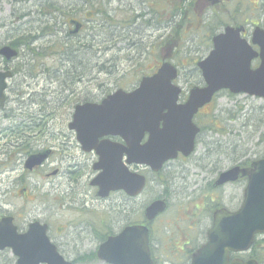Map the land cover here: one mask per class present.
Segmentation results:
<instances>
[{"label": "rangeland", "instance_id": "rangeland-1", "mask_svg": "<svg viewBox=\"0 0 264 264\" xmlns=\"http://www.w3.org/2000/svg\"><path fill=\"white\" fill-rule=\"evenodd\" d=\"M0 1V45L15 39L21 32L35 37L29 45L21 41L18 58L8 64L10 68L19 70L14 71L7 81V99L3 109L7 117H2L3 111H0V216L10 210L21 209L31 217L39 213L40 218H45L44 214L56 203L58 216L54 221L53 218L49 221L66 222L74 217L73 210L65 205L70 193H65L64 186L70 183L69 179L63 175L58 178L57 181L62 184L56 190L52 188V177L44 176L51 168L43 169L25 178L23 184L27 191L21 190L18 177L23 173L22 163L18 160L20 157L14 160L6 155V139L2 137L6 129L19 123H67L73 101H96L117 88L130 90L137 85L142 75L152 72L154 64H160V57L167 54V42L171 44L169 58L180 71L176 83L183 92H187L192 86L202 83L195 63L211 48V28H214L218 17L213 16L211 10H206L205 0H109L102 5L110 16L109 20L93 15L86 21L82 11L77 13L84 24L79 38L85 47L79 54H74L72 50L75 44L65 38L54 16L58 15L60 22L67 21V14L72 13L73 8L76 12L82 0ZM238 2L245 8L244 16L250 22L264 27V8H260L264 0H229L226 7L232 9ZM172 7L176 9L172 10ZM175 10L176 14L172 15ZM143 12L147 14L145 17L134 18ZM164 21L170 22L169 27ZM252 27L251 24L247 25L248 32H251ZM28 46L34 49L33 53L27 50ZM1 66L3 63L0 60ZM185 75L188 76L187 80ZM79 78L83 80L79 81ZM71 89L76 90V93L70 94ZM208 111L211 114L203 120L204 132L198 138L195 152L187 161H176L174 164L177 170L190 168L192 175L184 181L178 172L172 183L176 193L171 199L173 205L170 204L167 209L169 213L181 206L186 193H196L200 185L205 183L206 179H201V174L194 175L198 171L196 163H209L216 155L225 154L221 156L220 166L226 167L233 144H243L253 151H259V154L263 151L264 98L220 90L208 105ZM215 141L225 146L224 152L216 153ZM68 152L78 154L76 147L70 148ZM55 159L51 167L55 166ZM160 176L164 178V173ZM161 183L147 185L140 197V206L149 198L161 195ZM105 216L113 220L116 217L114 211L108 214L106 211ZM17 219L20 224L21 219ZM165 223L157 222L163 234H159L162 249L171 243L166 237L168 226H177L179 223V226L186 227L193 222H170L167 227ZM204 223L206 225L207 222ZM195 234L194 226L191 236ZM161 253L157 255L159 258L163 256ZM0 264H16V257L10 249L0 250Z\"/></svg>", "mask_w": 264, "mask_h": 264}, {"label": "water", "instance_id": "water-1", "mask_svg": "<svg viewBox=\"0 0 264 264\" xmlns=\"http://www.w3.org/2000/svg\"><path fill=\"white\" fill-rule=\"evenodd\" d=\"M219 0H210L211 4ZM79 28L77 24L73 32ZM243 26H225L212 37V48L204 59L197 62L203 85L193 86L185 101L180 102L181 88L173 83L177 68L163 59L157 70L143 76L130 91L119 88L108 94L100 103L86 102L74 108L69 128L83 150L94 149L98 155L100 173L92 182L98 186L97 195L105 197L110 191L123 190L128 195L140 193L144 177L128 171L122 164L143 163L153 170L161 167L178 152L188 155L194 148L197 126L193 115L211 101L222 89L264 98V28L255 26L250 42L240 36ZM252 45L258 46V51ZM7 60L17 52L9 45L0 48ZM259 64L251 67L253 58ZM9 71H0V106L3 105L5 78ZM144 133L148 137L141 144ZM119 135L125 145H117V153L110 156L111 146L106 141L96 143L102 135ZM47 152L30 155L25 167L39 165ZM238 173L248 178L245 199L239 212L247 222L239 224L214 221L207 232L208 241L193 254L191 264H227V249L247 248L255 232L264 231V158L251 163V167H234L222 172L218 183L235 179ZM164 200H155L144 211L151 220L164 211ZM46 226L34 221L25 233H19L11 216L0 219V250L10 248L17 256L16 264H70L56 250L46 236ZM96 255L108 264H153L149 247V229L146 224L128 225L115 235H109L98 247Z\"/></svg>", "mask_w": 264, "mask_h": 264}, {"label": "flooded vegetation", "instance_id": "flooded-vegetation-1", "mask_svg": "<svg viewBox=\"0 0 264 264\" xmlns=\"http://www.w3.org/2000/svg\"><path fill=\"white\" fill-rule=\"evenodd\" d=\"M9 1L11 3H16L18 0ZM205 1L207 2L206 10H211L213 16L218 17L217 15L222 12H225L226 14L229 13L227 8H224L226 2L229 0H219L214 5L210 4V0ZM82 2L84 3V10L82 11L84 14L83 19L88 21L91 16L90 11L87 9V3L89 0H82ZM171 9L174 10L176 7H172ZM78 12L79 11L74 12L73 8V12L67 14V21L64 22H60L58 15L54 16V20L57 25H59V29L63 30L65 38L71 40L72 43L75 44L76 47L72 50L74 51V54H79V52L84 50L85 47V43L81 42V39L79 38L80 33L84 29V24L82 19L80 20L77 15ZM184 13L185 12L183 11L182 14L185 15ZM241 17L242 18H240V22L238 23L233 22L234 19H230L232 20L231 22L223 24L220 27H216L218 21L214 22L216 27L215 34L222 31L226 25H243L244 30L241 32V37L250 39L251 33L248 32L247 25L251 24L254 27L257 24L253 21L250 22L244 15ZM77 24L79 25V28L76 32H73ZM177 36H179V34H177ZM15 39L4 43L11 48L16 49V56L7 60L0 54V60L3 63V66L0 67V71H9L11 73L5 81L6 87L4 89L3 105L0 106V111H3L2 117H7L6 111L3 110L5 109L7 99L5 93L7 81L14 75V71L17 70V68L13 69L8 66L9 63L16 60L19 56V50L11 46V42ZM170 45L171 44L167 42V54H163V58L168 56ZM252 47L255 50H258L257 45H253ZM258 63L259 57H255L251 61V66L256 67ZM156 68L157 64H154L152 72H154ZM179 74L180 71L178 70V75ZM187 79L188 76L185 75V80ZM78 80H83V78H79ZM180 88L181 93L179 99L180 101H184L187 97L188 91L183 92L182 87ZM69 93L74 94L76 93V90L71 89ZM102 98L97 99L94 102H100ZM84 102H86V100L77 103H74L73 101L70 120L75 106ZM210 103L199 108L193 115L192 121L197 126L198 132L195 135L194 148L188 155L178 152L176 157L164 161L160 168L153 170L145 164L127 162L126 154H122L121 161L122 164L124 163V167L130 172L142 175L145 181L141 192L132 196L128 195L123 190L110 191L106 197H100L97 195L98 186L92 182L101 171L96 168L99 155L94 149L89 151L82 149L79 141L76 139L75 130L69 128L70 120L67 123L61 124L41 122L19 123L7 128V132L2 135V137L6 139V155L14 160L20 157L18 160L22 163L23 173L18 177V185L21 187V190L27 191V187L23 184V181L31 173L39 170L43 171V169L45 171L48 168H51L49 172L44 173V176L52 177V188L56 190L60 189L62 182L57 180L58 178H61L62 175L70 181L68 184L65 183L66 186H64L65 193H70L65 205H67V208L73 210L74 217L70 218V220L67 219L66 222H58V220L50 222L49 219L53 218L52 220L54 221V219H56L55 217L58 216L59 210L56 203L52 204L50 209L44 214L45 218H40L39 213L36 217H31L29 213H26L21 209L17 211L10 210L7 214L12 216L13 222L20 232L28 230L29 225L33 221H39L40 224L45 225L48 239L55 245L57 252L64 259L70 261V264H106L96 256V251L99 245L108 235H115L122 231L126 226L135 224H146L149 229V247L154 264H191L193 254L207 243V232L212 227L214 221H223L224 218L227 217V222H235L236 218V222L239 224L247 222L245 215L243 220L242 214L239 211L244 203L248 178L245 175L238 173L235 179L219 184V175L234 167L249 168L251 167L252 162L264 158V148L259 154V151H253L252 149H249L248 146L239 143L231 145L230 149L232 151L229 152V155L227 156L229 161L226 167L220 166V160L223 159L221 156H225V154L219 156L216 155V158L209 163H196L198 171H195L194 175L200 176L199 174H201V179H206L205 183L200 185L196 193H186L187 195L184 202L181 206L177 207L173 213L167 212L170 204L173 205L171 199L176 191L174 187H172V183H174L177 178L178 172L179 176H181L184 181L187 180V177L192 175L190 168L185 167L184 169L177 170L174 169V164L176 161H187L195 152L199 140L198 138L204 132L202 126L203 120L205 119V116L211 114V111H208V105ZM50 125L51 127H49ZM147 137L148 133H144L141 139V144L146 141ZM103 141H106V143L111 146V149H109L111 157L116 155L117 145H125L124 139L119 135H102L95 140L96 143ZM215 143L216 153L224 152L225 146L221 142L215 141ZM65 144H67V146ZM74 147L77 148L78 154L75 152L69 154L68 150ZM43 152H47V155L39 165H36L31 169L25 167V162L30 155ZM53 159H55V166L51 167L53 166L51 165ZM70 167L74 168L70 169ZM64 168L65 170H63ZM161 173H164V178H161ZM196 180L197 179H194V181ZM154 182L158 184L161 182L163 183H161V185H163L161 195L149 198L145 204L140 206V197L143 195L147 185ZM8 193H12L10 188H8ZM77 194L81 198H79ZM57 199L59 202L61 201L58 197ZM159 199L164 200L166 203L164 211L151 220L145 219V208L153 201ZM106 202H109V204ZM106 211L107 214L114 211V214L116 215L115 219H108L107 216H105ZM2 216H0V218ZM17 218L21 219L20 224ZM157 222H168L165 223L166 227L170 222L193 223L186 225V227L179 226V223H177V226H168L166 237L171 243L169 246H165L162 249L163 245L159 241V238L161 237L159 234L162 236L163 234L159 231ZM204 222H207L206 225ZM194 226L196 228V234L191 236L194 232ZM90 245L91 248H89ZM161 251L163 256H160L159 258L157 255ZM177 257H179V259H175ZM226 258L227 264H264V231L255 232L252 242L247 248L238 250L227 249Z\"/></svg>", "mask_w": 264, "mask_h": 264}, {"label": "trees", "instance_id": "trees-1", "mask_svg": "<svg viewBox=\"0 0 264 264\" xmlns=\"http://www.w3.org/2000/svg\"><path fill=\"white\" fill-rule=\"evenodd\" d=\"M18 1H16V2H18ZM108 1L109 0H89V2L87 3V9L90 11L91 16L100 15L104 20H109L110 16L108 15V13L105 10V8L102 7V5L107 3ZM19 2H21V1H19ZM224 8H227L229 13L226 14L225 12H222L221 14L217 15L218 16V20H217L218 23H217L216 27H220L223 24H227L228 22H231L232 20H230V19H234L233 22L238 23V22H240L241 16L245 14L244 13L245 12V8L242 7L240 2H238L232 9L229 8V7H226V6H224ZM260 8L261 9L264 8V2L261 3ZM150 9H152V5L150 6ZM83 10H84V3L82 2L81 7L78 10H76V12L77 11H83ZM155 12H156V10H155ZM156 14H157V12H156ZM175 14H176V10L172 11V15H175ZM146 15L147 14L143 12L141 14H136L134 18L135 19H140V18L145 17ZM228 17H229V19H226ZM153 18H154V16L152 15V19ZM155 23H158V22L156 21ZM164 23L169 27V24H170L169 21H164ZM116 25H117V23H116ZM155 27H157V26H155ZM213 27L214 28H211V33L212 34L215 33V31H216L215 24L213 25ZM34 39H35V37L30 36V34H25V33L21 32V33H18L17 38L13 42H11V46L19 49V47L23 43L21 41H25L26 45H29V42H32ZM27 50L30 51L31 53L34 52V49L30 48V46L27 47ZM43 53H45V52H43ZM17 70H19V68H17Z\"/></svg>", "mask_w": 264, "mask_h": 264}]
</instances>
